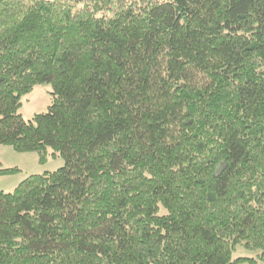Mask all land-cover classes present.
I'll list each match as a JSON object with an SVG mask.
<instances>
[{"label":"trees","instance_id":"obj_1","mask_svg":"<svg viewBox=\"0 0 264 264\" xmlns=\"http://www.w3.org/2000/svg\"><path fill=\"white\" fill-rule=\"evenodd\" d=\"M2 145L0 264H264V0H0Z\"/></svg>","mask_w":264,"mask_h":264},{"label":"rangeland","instance_id":"obj_2","mask_svg":"<svg viewBox=\"0 0 264 264\" xmlns=\"http://www.w3.org/2000/svg\"><path fill=\"white\" fill-rule=\"evenodd\" d=\"M52 93V86L45 83L36 86L30 94L23 96L19 112L23 119L30 121L37 114L46 113L52 103ZM64 164V160L58 158L50 159L47 164L43 165L39 163L37 153H19L10 146L2 145L0 146V169H18L19 171L14 175L0 176V193H11L29 176L56 171ZM258 256L259 252L248 250L241 243L236 247L233 258H254L257 261L256 264H263Z\"/></svg>","mask_w":264,"mask_h":264}]
</instances>
